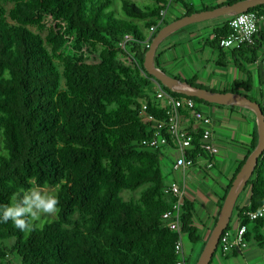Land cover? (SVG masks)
Segmentation results:
<instances>
[{"label":"trees","instance_id":"1","mask_svg":"<svg viewBox=\"0 0 264 264\" xmlns=\"http://www.w3.org/2000/svg\"><path fill=\"white\" fill-rule=\"evenodd\" d=\"M0 1L13 4L8 12L0 5V206L34 186L53 188L59 199L56 219L41 227L31 222V232L20 231L10 220L0 221V264H177L178 236L161 220L172 208L166 195L171 182L166 184L161 149L142 144L152 135V124L140 116L145 106L146 113L166 120L167 110L156 99L158 88L197 106L211 104L171 92L153 80L144 69L147 39L137 23L147 31L157 26L153 39L168 24L161 13L170 3L179 4L184 16L194 14L193 8L181 0H148L139 9L121 0L122 15L116 16L112 0H46V14L38 16L36 0ZM240 1L227 0L221 6ZM248 12L263 19L264 5ZM47 15L58 32L46 38L50 50L28 29L46 27ZM228 20L207 41L223 55L219 40L231 33ZM263 48L264 32L258 31L253 45L230 50L234 66L246 79L234 81L229 92L252 90L247 66L258 60ZM155 63L158 67V56ZM217 66L226 64L218 60ZM185 83L204 90L193 79ZM249 99L264 115V94ZM192 136L193 150L187 156L205 158L201 131ZM257 141L255 131L222 202ZM246 189L248 203H236L233 211L246 227L245 240L262 243L264 220L249 221L246 214L264 204V151ZM138 190L136 202L121 197L123 191ZM180 224L190 243L201 242L194 204L186 199ZM228 230L229 224L224 232Z\"/></svg>","mask_w":264,"mask_h":264},{"label":"crops","instance_id":"2","mask_svg":"<svg viewBox=\"0 0 264 264\" xmlns=\"http://www.w3.org/2000/svg\"><path fill=\"white\" fill-rule=\"evenodd\" d=\"M181 1L191 6L195 13L222 7L221 5L227 2V0ZM169 10L171 13L167 18ZM164 12V21L168 24L185 17V11L174 2L170 3ZM227 18L229 17L198 22L168 34L155 49L153 67L158 68L173 80L185 83V81L193 79L204 90L215 93H231L229 91L233 82L243 81L246 78L234 66L230 50L223 49V55V53L210 48L207 43L213 38V30L221 27L228 20ZM262 22L264 23V18L258 21V31L260 32H263L259 28ZM145 34L146 39H148L149 32L147 30ZM263 55L264 48L258 60L253 65L247 66V70L252 74V90L249 93H244L242 89H239L237 94L246 95L248 99L254 100H259L264 94V66L261 63L262 58H264ZM157 56L158 67L155 63ZM185 60L189 62L186 63ZM218 60H220V64L225 63L226 66L218 67ZM260 81L263 85L260 84ZM197 108L211 118L212 136L209 144L217 148V154L210 156L205 153V158L195 161L194 166L184 173L169 172L171 183L176 180L180 182L184 193L183 199L194 204L195 227L201 239V242L192 244L186 236L182 237L183 258L186 263L195 256L196 249L202 253L217 222L224 202L222 200L227 182L235 175L245 157L251 135L257 131L256 116L247 108L215 104L199 105ZM182 128L192 133L202 131L198 123L190 119L183 120ZM174 161L175 153L173 152V160L169 165L173 164ZM208 162L212 163L210 169L206 168ZM243 192L245 195L241 202H238L239 198L236 201L240 207L245 206L249 199L248 189H243L239 197ZM238 224L237 212L233 211L229 220V230H234ZM263 229L261 230L262 236ZM246 242L247 248L244 251H232L225 256H221L217 252L209 264H264V242L258 244L251 243V241ZM198 256L199 254L196 256L197 259L195 258L197 261Z\"/></svg>","mask_w":264,"mask_h":264},{"label":"built area","instance_id":"3","mask_svg":"<svg viewBox=\"0 0 264 264\" xmlns=\"http://www.w3.org/2000/svg\"><path fill=\"white\" fill-rule=\"evenodd\" d=\"M165 12L161 13L162 20ZM262 19V18H261ZM253 13L245 12L230 17L228 27L231 33L219 40L221 49H239L243 45H253L254 37L258 33V21ZM162 21H159L160 25ZM157 26L148 30L149 36L145 42V48L149 49L152 36ZM128 41L130 38L125 37ZM264 56V55H263ZM264 66V58L261 61ZM156 99L160 102L161 108L167 110L166 120L156 119L154 116L145 112L146 107L143 106V113L140 118L143 123H150L152 126L149 131L152 135L143 141V145L151 149L168 148L175 153V161L168 166L171 173L186 172L195 164L193 158L187 156V152L193 150V133L182 128V122L185 119H190L198 123L201 131V149L210 156L217 154V148L209 144L211 132V118L198 110L197 105L191 99H175L168 95L161 88H158ZM207 169L212 168V163L208 162ZM166 195L172 200L171 209L163 213L161 220L165 228L178 236V241L175 245V252L179 257L177 264H187L183 258L182 237L180 218L182 214V203L184 193L181 189L179 181H174L169 185ZM249 221L264 220V204L256 211L246 214ZM246 227L240 224L234 230L223 232L218 243L217 251L221 256L237 251L242 252L247 248L245 240ZM8 258V257H7Z\"/></svg>","mask_w":264,"mask_h":264},{"label":"water","instance_id":"4","mask_svg":"<svg viewBox=\"0 0 264 264\" xmlns=\"http://www.w3.org/2000/svg\"><path fill=\"white\" fill-rule=\"evenodd\" d=\"M264 5V0H244L232 5L218 7L213 10L194 13L185 16L162 27L157 35L152 39L150 47L145 54L144 69L153 78V80L171 92L181 94L188 98H196L198 100L215 105H235L251 110L257 120L258 141L254 151L246 159L245 163L237 173L232 185L224 199L217 222L204 246L202 254L196 264H209L217 250L219 239L229 224L236 201L240 193L245 188L247 181L250 179L253 169L257 164L259 156L264 151V115L259 104L249 100L247 97L237 93H215L208 90L196 89L187 83L180 82L169 78L158 68L153 67L155 49L164 37L168 34L191 24L212 20L221 17H232L240 13L248 12L250 9Z\"/></svg>","mask_w":264,"mask_h":264},{"label":"rangeland","instance_id":"5","mask_svg":"<svg viewBox=\"0 0 264 264\" xmlns=\"http://www.w3.org/2000/svg\"><path fill=\"white\" fill-rule=\"evenodd\" d=\"M130 2H132L133 4H135L139 9H142L143 6H146L149 4L148 0H129ZM36 7H37V14L38 16H45V10L48 9V2L46 0H36ZM0 5L3 6V8L5 9L6 12H8L12 7L13 4L10 2H2L0 1ZM112 10L115 12L116 16H120L122 15L121 13V0H112ZM171 13V11H168V15L167 18H169V14ZM47 22L44 20V25L46 27H42L41 25H34V26H29L28 29L33 32L34 34L40 36L44 42H45V47L50 50V45L46 42V38L50 33H58L56 27L54 26V22L51 21V16L47 15ZM7 21L10 22V19L7 16ZM11 23V22H10ZM137 25L139 26V28L146 33V28L144 27V25L141 22H138ZM259 28L264 32V23L262 22L261 25L259 26ZM186 63H188V60H185ZM55 65L56 68L59 72H62V66L58 63L57 60H55ZM252 68V67H251ZM63 82V80H62ZM159 159L161 162V166L162 169L164 171V173L167 175L166 176V184H169L171 182V175L169 174V170H168V166L171 163V161L173 160V152L168 149V148H162L161 149V154L159 155ZM45 191L50 192L52 194L55 193V190L53 188H44ZM247 194V193H246ZM245 193L243 192L241 194V196L239 197V201L241 202V200L244 198ZM140 196V190L131 193L129 191H123L121 193V197L125 202L128 201H138V198ZM244 201V200H243ZM242 201V203H243ZM56 219V214L48 216V215H42L38 220H32V223H37L38 227H41L42 225H44L47 222L53 221ZM264 230V229H263ZM263 236H264V232H263ZM254 243V242H251ZM218 252V251H217ZM216 252V253H217ZM195 256L192 257L189 262H187V264H196L197 262V258L196 256L199 254L198 259L200 258L202 253H199V250L196 249V251L194 252ZM215 256V255H214ZM196 258V259H195ZM14 264H16V260H11Z\"/></svg>","mask_w":264,"mask_h":264},{"label":"clouds","instance_id":"6","mask_svg":"<svg viewBox=\"0 0 264 264\" xmlns=\"http://www.w3.org/2000/svg\"><path fill=\"white\" fill-rule=\"evenodd\" d=\"M13 203L0 206V221L13 223L22 232H31L32 220L42 215H54L59 212V199L55 194L39 187L19 190L12 196Z\"/></svg>","mask_w":264,"mask_h":264}]
</instances>
